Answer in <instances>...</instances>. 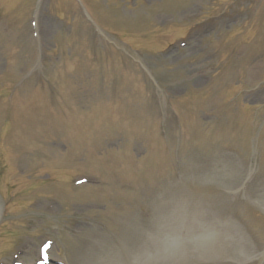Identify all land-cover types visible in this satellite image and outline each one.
Here are the masks:
<instances>
[{
    "label": "rangeland",
    "instance_id": "obj_1",
    "mask_svg": "<svg viewBox=\"0 0 264 264\" xmlns=\"http://www.w3.org/2000/svg\"><path fill=\"white\" fill-rule=\"evenodd\" d=\"M82 1L0 0V264H264V0Z\"/></svg>",
    "mask_w": 264,
    "mask_h": 264
}]
</instances>
